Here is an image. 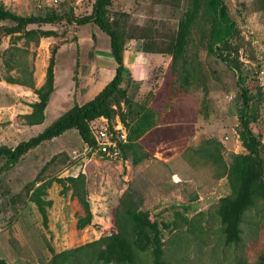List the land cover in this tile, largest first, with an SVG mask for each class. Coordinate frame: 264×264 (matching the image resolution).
Instances as JSON below:
<instances>
[{
  "label": "rangeland",
  "instance_id": "rangeland-1",
  "mask_svg": "<svg viewBox=\"0 0 264 264\" xmlns=\"http://www.w3.org/2000/svg\"><path fill=\"white\" fill-rule=\"evenodd\" d=\"M224 1L240 31L233 46L238 48L243 63L240 73L246 77L245 84L251 86L254 97L251 114L255 120L251 125L264 142V94L259 93L260 87L264 92V73L261 74L264 70V11L259 9L258 0ZM4 2L0 0L7 8L22 15L40 14L51 9L46 7L49 0ZM93 2L65 0L57 9L69 11L72 7L76 16H83L92 11ZM187 7L188 0H114L111 9L115 16L129 14L126 17L129 28L153 25L159 32L155 40L159 41L168 39L165 34L177 28ZM43 26L57 31L58 36H49L45 41L40 40L39 45H31L27 56L34 70L39 60L48 66L51 50L58 45L55 67L59 88L66 82H72L74 71L69 75L67 72L74 69L73 56L78 58L83 71L89 70L92 61L97 59L92 54L94 48L100 63L109 67L115 65L111 51H105L110 37L98 25H79L63 20ZM66 42L70 51L64 46ZM145 42L146 39H142L138 47H143ZM17 44L23 45V40ZM8 46L10 36H3L1 48ZM96 46L104 52L98 53ZM68 56H71L72 65L67 64ZM199 57L202 64L199 79L186 89H177L178 95L168 100L166 108L170 61L166 64L154 63L149 70V87L158 88L156 92L161 91L157 107L166 113L165 116L175 113L170 124L163 123L157 133L142 139V145L151 153V158L137 165L132 163L131 158H109L91 148L79 133L70 131L54 143H45L39 150L25 155L16 166L0 173L1 258L9 264H47L53 255L51 248L59 252L112 233L117 230L114 209L124 191L132 188L143 198L141 209L149 211L152 219L159 222L165 241L164 258L168 262L255 263L264 251V203L260 202L246 212L241 224L240 242L227 244L217 209L220 199L231 193V187L227 177L217 176L220 169L205 153L206 150L216 151L219 148L225 161L230 163L232 153L245 152L238 134L239 114L243 106L239 73L218 56L207 54L204 48L199 51ZM1 73L3 77L7 75L3 65ZM12 73L19 75L16 70ZM109 77L110 73L104 74L99 81L105 82ZM6 82L4 79L0 81V144L12 146L36 132L32 130V134L20 135L24 132L18 127L21 116L16 117L15 103L24 93L8 87ZM164 93L165 98L161 97ZM146 95L145 92L140 93L135 98L141 101ZM54 100L60 102L59 94ZM63 102L62 106L58 103V107L50 110L48 123L57 118V113L62 114L71 107L68 101ZM80 172L87 176L91 208L96 216L94 221L78 230L77 215L83 214V209L73 198L72 191L62 194V186L57 184L59 190L51 188L46 197H53L54 202L47 209L49 220L45 225L37 205L29 200L26 186L38 176L50 179ZM85 264L104 263L87 261ZM136 264H154L150 252L140 253Z\"/></svg>",
  "mask_w": 264,
  "mask_h": 264
},
{
  "label": "trees",
  "instance_id": "trees-1",
  "mask_svg": "<svg viewBox=\"0 0 264 264\" xmlns=\"http://www.w3.org/2000/svg\"><path fill=\"white\" fill-rule=\"evenodd\" d=\"M113 2L114 0H94L92 11L83 16H76L72 7L69 11L51 8L40 14L22 15L0 3V22H11L0 24V80L29 86L39 98L31 104L32 112L23 115L27 124L44 121L45 108L55 90V64L59 46L52 48L44 83L38 88L35 87L34 68L27 56L30 46L39 45L42 37L58 36L57 31L43 28L44 24H55L64 20L79 25H98L109 35L111 53L117 63L113 78L94 98L81 105L75 104L43 131L14 147L0 144V173L16 166L31 149L69 129H77L83 141L96 149L90 123L100 117H105L110 122L119 117L126 128L127 140L119 144L121 158H131L134 165L151 158V153L145 150L140 139L157 125L174 120L175 113L165 116L166 113L157 107L161 91L149 92L143 100H136L139 83L133 79L124 63L125 45L130 39H146L142 47L144 51L170 55L168 70L171 78L166 90L165 108L168 100L178 95L177 89H186L199 79L202 73L199 51L204 48L207 54L218 56L239 73L243 106L239 114L238 134L245 152L232 153L230 163L225 161L219 148L205 152L209 160L220 169L217 176L227 177L231 187V193L220 199L217 209L223 224L225 241L227 244L239 243L242 238L241 224L246 212L258 203H264V142L251 125L255 120L251 114L254 97L251 86L245 84L246 77L240 73L243 63L239 58L238 48L233 46V41L240 34L236 21L230 16L224 0H188V7L179 19L177 28L165 34L168 39L158 41L155 37L159 32L153 25L129 28L126 18L129 14L115 16L111 9ZM258 3L259 9L264 11V0H258ZM3 36H10V46L5 49L1 48ZM21 40L23 45H18ZM232 51L236 54L233 55ZM2 65L7 71L4 77L1 73ZM13 70L19 75H14ZM259 93L264 94L261 87ZM161 97L165 98V93ZM53 182L61 184L62 194L72 191L73 198L80 203L84 213L77 215L76 228L82 230L91 224L93 212L84 172L50 179L38 176L26 186L29 200L37 205L44 224L48 225L47 209L53 205V201L46 198ZM142 205L143 198L135 189L127 188L113 213L117 230L74 248L59 252L51 248L53 255L47 264H85L87 261L136 264L140 253L147 251L150 252L154 264H172L164 258L165 241L159 222L152 219L149 211L141 209ZM0 264L9 263L0 257ZM254 264H264V251L258 255Z\"/></svg>",
  "mask_w": 264,
  "mask_h": 264
},
{
  "label": "crops",
  "instance_id": "crops-1",
  "mask_svg": "<svg viewBox=\"0 0 264 264\" xmlns=\"http://www.w3.org/2000/svg\"><path fill=\"white\" fill-rule=\"evenodd\" d=\"M4 1L5 0H3V2ZM89 13H90V11L88 12V14ZM43 28H45V27L43 26ZM45 29H47V28H45ZM47 38H49V37H42L41 42L45 41V39H47ZM141 40L142 39H135V38L128 40L126 45H125V52H124V63L127 66V68L130 70L133 79L139 83V89L136 93V97L140 93L143 94L144 92L147 94L149 92L156 93V89H158V88L153 89L152 87L151 88L149 87L150 82L147 80L148 77L150 76L149 70L151 69V66L154 65V63L162 64V62H163L166 64V63H168V60L170 61V59H171L170 55H167L164 53L144 51L142 47H138V44L140 43ZM64 46H66L67 47L66 49H68L70 51V48H68L69 47L68 42H66L64 44ZM96 49L98 50V53L100 51L104 52V49H101L98 46H96ZM106 50L111 51L110 43H109V46L105 47V51ZM92 54L95 55V57L97 59L92 61V63L90 64V68L87 71L81 70L82 67H80L81 65L78 61V58L76 59V57L73 56V58H74V63H73L74 69L69 70L70 72H67L69 75V73H71V71H74L73 77H71L72 82H70V81H69V83L66 82L64 85H61L60 88H59V85L57 83V68L55 67V90L50 97V100H49L47 107L45 108V112H44L45 113V119L42 123L27 124L26 120L23 118V115L29 114L32 112L33 108L31 106V104L33 102H36L39 99L37 93H35L34 90L29 86H25V85H21V84H17V83L6 82L8 87H12L14 89L22 90L24 93L21 97H19L17 99V101L15 103V107L17 108L16 117L18 118L19 116H21V119L18 120V127H19L20 131L22 130L24 132L20 135L24 136V134H26L27 132H30V134H32L33 133L32 130H34L36 132L35 135H37L38 133L43 131L48 125H50L53 122L52 121L51 123H48V115H49L50 110H53L56 107H58V103H61V106H62V104L65 103V102H63V100L64 101L66 100V101H68V103L70 104L69 106H71V107L74 106L75 104L81 105V104H83L84 101L87 102V100H89L90 98L91 99L94 98V96L113 78L115 71H116L117 63L114 62V64L116 66L111 65V67H109L108 65L106 66L103 63H100L99 55H97L95 48H94V52ZM71 56L70 57L68 56V60H67V64H69V65H72ZM167 57H169V58H167ZM46 69H47V66H45L43 64L42 60H39V62L37 61V63L35 64V70H34L35 87L38 88L44 83ZM109 73H110V77L105 82L99 81L100 78L102 76H104V74L106 75ZM0 81H2V80H0ZM145 89H148V91H146ZM56 94H59L60 102H56L54 100V97L56 96ZM70 108H68V109H70ZM66 111H63V113ZM57 114H58L57 118L60 115H62L60 113H57ZM56 119H54V120H56ZM167 124H170V123H167ZM162 125L163 124H159L156 127H154L153 129H151L149 132H147L141 138V140H140L141 144H142V139L144 137H146V135H148V134L151 135V134L157 133L156 131ZM70 131L79 133L77 129H74V128L69 129V130L65 131L63 134H61V135H59V136H57L51 140H47V141L43 142L42 144H40L39 146L31 149L27 154L31 153L32 151L39 150L41 147H43V145L45 143L51 144V143L56 142L58 139H60L62 136H65V134L69 133ZM35 135H33V136H35ZM30 137H32V136L29 135V137L26 140H28ZM21 141H23V140L17 141L15 144L12 145V147L16 146ZM8 146H10V145H8ZM27 154H25V155H27ZM25 155L23 157H25ZM75 175H77V174H75ZM39 183H37V184H39ZM57 184H59V183L53 182L51 187H49V189H48V194L51 191L50 190L51 188H57L59 190L60 184L59 185H57ZM60 188H61V186H60ZM47 199H51L53 201L54 198L48 197ZM94 217H96V216L93 214L92 221H94V219H95Z\"/></svg>",
  "mask_w": 264,
  "mask_h": 264
},
{
  "label": "built area",
  "instance_id": "built-area-1",
  "mask_svg": "<svg viewBox=\"0 0 264 264\" xmlns=\"http://www.w3.org/2000/svg\"><path fill=\"white\" fill-rule=\"evenodd\" d=\"M63 1L65 0H49L46 7L58 8ZM262 67H264V63ZM263 73L264 70L262 69L261 74ZM90 127L97 144L95 150L100 151L109 158L120 157L121 149L119 144L127 140V130L119 117L112 122L105 117L97 118L91 121Z\"/></svg>",
  "mask_w": 264,
  "mask_h": 264
}]
</instances>
